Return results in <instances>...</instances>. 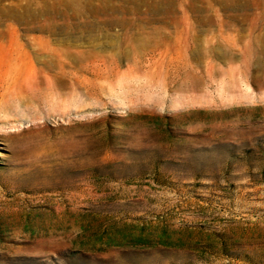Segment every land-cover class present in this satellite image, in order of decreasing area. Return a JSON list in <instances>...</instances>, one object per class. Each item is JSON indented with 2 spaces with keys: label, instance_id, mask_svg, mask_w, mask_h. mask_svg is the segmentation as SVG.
Instances as JSON below:
<instances>
[{
  "label": "rangeland",
  "instance_id": "1",
  "mask_svg": "<svg viewBox=\"0 0 264 264\" xmlns=\"http://www.w3.org/2000/svg\"><path fill=\"white\" fill-rule=\"evenodd\" d=\"M0 264H264V0H0Z\"/></svg>",
  "mask_w": 264,
  "mask_h": 264
},
{
  "label": "bare ground",
  "instance_id": "2",
  "mask_svg": "<svg viewBox=\"0 0 264 264\" xmlns=\"http://www.w3.org/2000/svg\"><path fill=\"white\" fill-rule=\"evenodd\" d=\"M69 92H71V93H77V85H76V81H75L74 78H72V79L70 80V84H69ZM71 98H73L72 95H71ZM72 100H73V99H72Z\"/></svg>",
  "mask_w": 264,
  "mask_h": 264
}]
</instances>
